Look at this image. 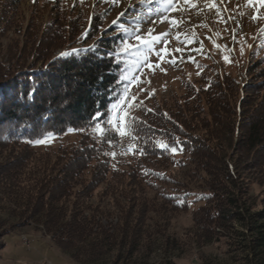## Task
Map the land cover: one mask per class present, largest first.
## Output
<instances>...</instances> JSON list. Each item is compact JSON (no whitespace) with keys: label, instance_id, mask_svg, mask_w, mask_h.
Segmentation results:
<instances>
[{"label":"trees","instance_id":"trees-1","mask_svg":"<svg viewBox=\"0 0 264 264\" xmlns=\"http://www.w3.org/2000/svg\"><path fill=\"white\" fill-rule=\"evenodd\" d=\"M75 24L58 14L42 30L36 46L26 52L30 62L22 59L0 65V151L10 148L0 159V239L33 223L54 245L84 264H148L147 258L156 249L163 255L159 264H174L172 256L183 250V242L164 232L160 241H144L150 238L144 228L149 210L145 199L129 198L114 223L100 221L103 208L90 201L94 190L108 176L125 173L112 166L104 154L105 143L76 131L78 141L62 146L52 163L28 165L33 144L29 141L46 131L61 134L70 126H85L98 100L101 108L107 106V97L101 93L124 72L125 56H116L120 42H113L118 28H105L97 54L86 50L101 39V21L93 20L84 32V24L81 29ZM60 46L62 50L54 54L53 49ZM73 49L81 51L60 56ZM262 58L251 60L261 68L260 77L264 76ZM101 74L104 78L98 88ZM30 77L39 84L31 102L26 95L19 96L29 90ZM208 81L205 93L215 91L206 95L207 109L198 103L200 90L189 84L185 99L175 101L171 108L137 106L132 116L144 123L138 124L140 138L133 144L146 151H132L136 160L127 175L137 185L156 190L174 210L190 214L196 245L224 239L233 262L264 264V98L252 103L249 94H242L247 83L243 82L238 85L241 95L229 105L220 98V87L228 89L237 82L227 75ZM250 86L262 90L264 78ZM202 109L206 116H200ZM155 141L179 142L182 150L160 154ZM158 158L181 166L193 163L205 173V188L184 191L167 169L147 162ZM163 184L174 187L160 189ZM3 245L0 241V250ZM200 264L221 263L203 257Z\"/></svg>","mask_w":264,"mask_h":264},{"label":"rangeland","instance_id":"rangeland-1","mask_svg":"<svg viewBox=\"0 0 264 264\" xmlns=\"http://www.w3.org/2000/svg\"><path fill=\"white\" fill-rule=\"evenodd\" d=\"M208 2L216 3L221 9L219 16L216 15L215 9L206 8L203 0H193V3L198 4L199 12L195 8L189 9L184 5V0H179L175 6L182 8V11L165 15L183 22L178 25L170 24L167 20L159 23L157 18L153 34L167 33L162 40L169 41L168 49L176 58L175 64L160 65V68L166 71H161L160 68L150 70L147 65H142L138 69L137 61H143V56L139 55L140 49L123 53L125 58L122 76L133 81L129 87V93L136 97L134 101L129 100V107L131 104L136 105L131 108V115L137 113L139 104L171 108L175 101L182 102L186 97V91L190 89L186 87V84L191 85L192 89L200 90L198 103L202 107L205 105L206 95L212 96L215 91L211 94L205 93L208 80L221 79L224 75L237 82L236 86L232 85L228 89L226 86L220 87L223 94L220 98L228 101L229 105H232L238 93L241 95L238 85L240 87L243 82L247 83L242 87L244 89L242 94H249L248 98H253L252 103L264 98V88L255 90L250 86V83H257L264 78L259 75L261 68L255 67L251 62L256 58L264 59V32L260 31L264 28V8L260 7L259 0H253L255 8L249 5L247 0H223V2L208 0ZM130 4L138 5L139 0H120L119 4H113L111 0L109 3H97L96 0H0V65L6 67L22 59L30 62L26 52H30L32 46H36L37 38L42 30L46 29L58 14L67 22L74 20V24H77L76 29H81L84 24L82 32L86 31L93 20H100L101 32L102 29L109 28L111 22L128 9ZM106 9L109 10L106 12ZM254 13L259 14V19L256 21L252 19ZM122 19L126 26H129L127 22L132 19L131 12ZM149 27H152L151 22L144 24L142 33L146 34ZM114 28L115 26L112 29ZM92 41L93 39L88 43ZM66 42L65 40L62 43ZM129 42L135 43L134 40ZM214 43L219 45V48L214 47ZM78 44L79 42L75 43V45ZM201 45H203L202 49ZM121 47L123 45L120 43L119 49ZM158 47H163V44L161 43ZM177 48L182 51L175 52ZM241 48H243V54H241ZM61 50L62 46L53 49L52 52L57 54ZM226 56L228 62L224 59ZM149 61L152 64L156 63L154 53L149 55ZM136 76H139V83L135 80ZM141 88L144 91H140ZM119 90L122 91V86ZM194 92L197 94L196 91ZM204 107L207 109V106ZM206 114L203 110L200 116L203 117ZM109 138L113 139V145L104 143L112 166L124 171L126 175L121 173V175L108 176L94 190L90 201L103 208V214L100 217L102 223L105 224L110 220L114 223L121 208H126L129 198L135 197L140 201L145 199L149 210L144 217V228L148 230L151 239L144 241H160V236L164 232L183 242V250L174 252L172 256L174 264H200L203 257L213 258L221 264H238L233 262L231 253L227 252V245L222 242L224 239L221 242L196 245L194 224L190 214L186 211L174 210L164 202L156 190L146 185H137L127 175L136 160L134 153L128 151L133 145V140L129 137L122 139L118 135L113 137L112 134ZM78 139L76 131L66 130L61 134L53 133V138L48 143H33L28 165L52 163L62 146L77 142ZM9 150L8 147L0 151V159L6 156ZM113 152L116 154L115 157L111 155ZM173 159L176 160L177 155ZM147 162H151L155 168L163 166V169H167L184 191L199 192L206 186L205 173L195 168L193 163L183 166L175 162L168 164L162 158ZM171 185L163 184L160 189L167 190L174 187ZM253 188L255 192L259 191L258 186ZM0 241L4 243L0 250V264H84L72 259L68 252L54 245L40 226L33 223L3 235ZM162 257V253L156 249L147 258V263L159 264Z\"/></svg>","mask_w":264,"mask_h":264},{"label":"snow or ice","instance_id":"snow-or-ice-1","mask_svg":"<svg viewBox=\"0 0 264 264\" xmlns=\"http://www.w3.org/2000/svg\"><path fill=\"white\" fill-rule=\"evenodd\" d=\"M97 3H109V0H96ZM120 0H111L113 4H119ZM204 5L209 10L215 9L216 15L219 16L221 9L217 7L216 3H210L208 0H203ZM223 2V0H220ZM179 3V0H139L138 5H129V8L124 12H121L116 19L111 22L110 27H118L119 31L116 32V37L114 39V43L119 41L123 47L119 49V52L116 53L117 58L120 53H130L135 49H140L139 55L143 56V61H137V68L139 69L142 65H147V67L151 70L154 68H160L162 63H172L175 64L176 58L173 53L169 51L168 44L169 41L166 39L162 40V37L166 36L167 33H160L154 35L155 25L157 23V18L159 23H164L166 20L168 23L173 25H178L183 21H177L173 19L169 15H165L166 13L178 12L182 11V8H178L175 5ZM247 3L251 5L253 8L256 7L253 0H247ZM260 7L264 8V0H259ZM184 5H186L189 9H197L199 12L198 4L193 3V0H184ZM109 9H106V12ZM226 10V8H225ZM131 12L132 19L127 22L129 26H126L123 21V17ZM231 19V17H229ZM252 19L254 21L259 19V14L254 13L252 15ZM151 22L152 27H149L146 34L142 33V26ZM225 23L227 21H224ZM261 32H264V28L260 29ZM107 32V29L102 30L101 39H98L96 44L87 49L88 52H96L99 54V45L101 44V40L103 35ZM87 35V33H85ZM211 39V37H208ZM235 40V36H233ZM130 40H134L135 43H130ZM177 40H179V36H177ZM163 44V47H158V45ZM214 47L219 48V45L213 44ZM252 47V45H249ZM203 45H201V49ZM81 50L73 49L71 52L64 51L60 53L61 57H69L74 53H77ZM180 48L175 49V52H181ZM155 54L156 63L152 64L149 61V55ZM241 54H243V48H241ZM113 52L109 50L107 52V56L111 57ZM170 58V59H169ZM191 59V58H190ZM225 61L228 62V57H224ZM119 63V59L116 61ZM193 63L195 61L193 60ZM47 67V66H46ZM199 67V65H197ZM161 71H166L163 68H160ZM103 74L99 77L97 87L102 84ZM137 83L140 82L139 76L135 77ZM29 90L27 93L21 92L19 94L20 98L23 99L26 95L27 101H33L34 93L38 90L39 84L29 78ZM132 80L128 79L124 76H120L118 80L111 82L108 87L105 89L102 96L107 97V106L104 108L100 107L101 101H97V107L94 111V114L90 116L89 121L83 127L77 128L75 126L68 127V132H87L91 137L98 140L101 143L107 142L110 146L113 145V139L109 138L110 134L118 135L120 138L129 137L134 142L139 140V127L138 124L144 123L142 121H138L136 117L131 115V108H134L136 105H129V100H136L135 96H131L129 93V87L132 84ZM122 86V91L119 89ZM67 91V89H65ZM140 91H144V89H140ZM68 100H64V104H67ZM142 103V102H141ZM148 111H151L150 109ZM47 119V117H45ZM90 130V131H89ZM42 138H37L34 141H29L35 144H44L48 143L50 139L53 138V133L51 131H46L41 134ZM155 149H158L160 154L170 151L172 154L181 151L182 148L179 146V142L173 145L167 141H155L154 143ZM128 151H137L140 154H144L146 149H141L139 144L134 143L131 147H129ZM108 155V153H104ZM113 157H115V152L111 153Z\"/></svg>","mask_w":264,"mask_h":264}]
</instances>
